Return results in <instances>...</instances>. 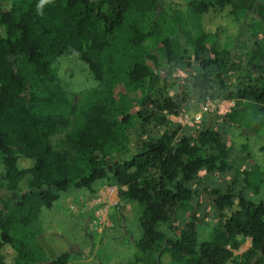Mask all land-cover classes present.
<instances>
[{"label": "trees", "instance_id": "16d2710c", "mask_svg": "<svg viewBox=\"0 0 264 264\" xmlns=\"http://www.w3.org/2000/svg\"><path fill=\"white\" fill-rule=\"evenodd\" d=\"M40 4L0 0V264H77L69 251L50 257L32 225L62 193L94 195L100 184L117 186L121 212L135 211L132 264H228L247 238L250 264L264 250V202L249 186L264 173L242 169L243 182L224 188L207 180L233 169L226 136H246L243 125L264 132V0H184V10L170 0ZM206 12L231 21V41L203 25ZM66 55L96 83L85 106L54 66ZM120 82L128 90L114 99ZM207 100L232 107L187 130L168 119ZM205 205L209 219L199 216Z\"/></svg>", "mask_w": 264, "mask_h": 264}, {"label": "rangeland", "instance_id": "374dc122", "mask_svg": "<svg viewBox=\"0 0 264 264\" xmlns=\"http://www.w3.org/2000/svg\"><path fill=\"white\" fill-rule=\"evenodd\" d=\"M170 1L177 6L181 5L179 8L182 10L185 9L184 0ZM135 18L137 21L138 18L136 16ZM202 23L207 29L224 30L221 34L224 32L225 35L222 34V36L229 37V41L234 37L235 26L228 18L206 12L202 16ZM126 59L127 57L122 60ZM54 66L66 91L74 93L72 97L74 104L85 106L95 100L92 94L96 83L87 66L77 56H62ZM127 90L128 85L120 82L112 87L111 97L118 99ZM242 106H236L235 112L242 113ZM216 107L219 108V114H221V112L230 110L232 102L207 100L203 109L196 113L199 115L197 119L192 111L169 115L168 119L179 123L187 130L191 128L192 120L201 126L205 113H213ZM246 112L248 114L245 118L250 117L248 121L258 118L252 108L247 109ZM216 119H219V115H216ZM241 128L246 136L244 134L239 136L236 133L226 136L228 140H231L230 161H232L233 169L223 175H214L208 178L207 182L212 186L224 188L228 184L229 178L232 177L238 180V184L242 183V169L253 170L257 166L258 171L264 173V132L258 130V132H254L253 127L246 125ZM63 136V133L51 136L50 143L55 145L57 140ZM244 143L246 144L245 150H242L241 145ZM261 176L263 175L258 174L257 171L253 173L252 184L258 185L256 188L249 186V192L254 199L264 202V181L259 182ZM95 188L94 195L85 189H73L62 193L54 205L50 209L43 210L37 222L32 225L33 236L50 257L69 251L71 254L69 261L77 264H132L133 256L136 253L135 239L141 234L135 211L130 204H126L121 212L118 207L120 201L117 186L100 184ZM210 212V208L205 205L200 210L199 216L203 217L208 214L207 219H209ZM208 234L209 230L203 232V236ZM249 248H251V239L247 238L238 249L233 250L234 261L228 264H245L244 261L247 258L245 255ZM262 257H264V250L248 262L264 264L259 260Z\"/></svg>", "mask_w": 264, "mask_h": 264}, {"label": "clouds", "instance_id": "9594fccd", "mask_svg": "<svg viewBox=\"0 0 264 264\" xmlns=\"http://www.w3.org/2000/svg\"><path fill=\"white\" fill-rule=\"evenodd\" d=\"M43 3H44V0H41V4L38 5V8L42 7L43 6Z\"/></svg>", "mask_w": 264, "mask_h": 264}, {"label": "built area", "instance_id": "2783aa9c", "mask_svg": "<svg viewBox=\"0 0 264 264\" xmlns=\"http://www.w3.org/2000/svg\"><path fill=\"white\" fill-rule=\"evenodd\" d=\"M198 116H199L198 114H195V118H196V119H197Z\"/></svg>", "mask_w": 264, "mask_h": 264}]
</instances>
